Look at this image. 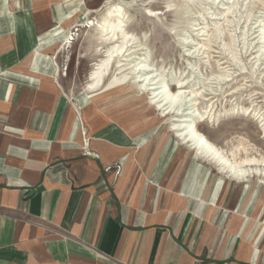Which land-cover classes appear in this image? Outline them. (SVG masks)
I'll use <instances>...</instances> for the list:
<instances>
[{"label":"crops","instance_id":"obj_1","mask_svg":"<svg viewBox=\"0 0 264 264\" xmlns=\"http://www.w3.org/2000/svg\"><path fill=\"white\" fill-rule=\"evenodd\" d=\"M87 12L0 0V264H264V181L67 91L63 36Z\"/></svg>","mask_w":264,"mask_h":264},{"label":"rangeland","instance_id":"obj_2","mask_svg":"<svg viewBox=\"0 0 264 264\" xmlns=\"http://www.w3.org/2000/svg\"><path fill=\"white\" fill-rule=\"evenodd\" d=\"M85 1L89 10L103 7L92 14L97 19L107 6L119 4L123 9L127 30L141 43L135 40L128 46L126 54L131 56L121 63L127 74L149 53L153 75L168 82L173 93L180 80L189 81L187 90L197 94L189 101L204 115L202 121H220L198 124L211 142L234 158H264V130L259 123L264 120V0ZM83 17L75 24L84 23L88 12ZM79 29L72 47L63 50L59 60L67 91L87 99L83 88L101 54L96 52V32ZM115 78L103 93H118L99 104L110 112L109 102L119 100L116 107L121 109L122 123L146 121L145 129L167 130L165 121H172L173 114L159 111L147 92L137 94L130 77L116 78L118 82ZM243 147L246 150L235 151Z\"/></svg>","mask_w":264,"mask_h":264},{"label":"bare ground","instance_id":"obj_3","mask_svg":"<svg viewBox=\"0 0 264 264\" xmlns=\"http://www.w3.org/2000/svg\"><path fill=\"white\" fill-rule=\"evenodd\" d=\"M132 1L137 2L136 0ZM102 8L103 7L97 10L90 9L88 12L89 17L85 19L84 23L73 25L69 29V32L63 36L64 39L62 40L61 45L63 50L71 48L75 41L76 32H79L80 27L95 31L97 34V37L95 38L96 41L93 40L96 43V52H99L101 55L93 61L94 63L92 64V68L86 79L87 82L83 88V91L87 94V98L92 100V103L93 101L99 103L100 99L105 100L109 98L108 100H111L113 97L112 95L118 92H103L109 86L112 78L116 77L120 80L123 79V77L128 76L133 81V86H135V89L138 91L137 94L142 91L147 92L149 96L147 99L151 104H154L159 111L163 114H173L171 118L172 121H165L167 124V130L170 133H175L176 136L186 144V146L191 147L197 157L209 164H213V167L225 177L235 180L246 179V181L248 178H256L264 181V158L256 159L257 157H246L245 159H239L231 157L230 154L217 147L199 130V123L207 122L210 125H216V123L220 121H202L204 115L199 112L197 105L193 103L190 104V101L196 99L195 96L197 94L195 90H187L189 89V81L180 80L176 86L177 92L173 93L169 88L168 82L162 80L159 75H153L154 71H152L153 69L149 63V53L141 62H139L138 65L134 67L131 66L132 68L128 70V74L126 73L127 70H124L125 65H122L121 63L123 61L126 62L125 57L131 56V54H126V52L130 51L128 46L131 42H134L136 38L127 30L125 15L119 4L107 6L105 8L106 10L100 15V18H93L92 14L94 15L95 13H98ZM82 18L84 19V17ZM76 28L78 29L76 30ZM86 43L91 44V41H86ZM137 44L141 45L138 41ZM103 49H105L104 52ZM127 62H129V65L132 63L130 60ZM113 66L116 69H114ZM63 71L64 70L61 72L63 73ZM116 78L115 80L118 82ZM100 92L103 94L96 100H93V97L99 95ZM190 96H192V100L189 101ZM68 99L69 107L77 110L70 95H68ZM117 101L119 100L109 102L111 104L110 111H114V107L117 111L116 113L121 110H117L119 108L116 107ZM105 112H109L108 106H106ZM120 114L118 113L115 116H121L122 114ZM113 118L114 116L111 117V119ZM200 119L201 121H199ZM121 121L124 120L122 119ZM259 123L264 130V120L259 121ZM244 150H246V147L235 151L240 153ZM239 153H235V155H238Z\"/></svg>","mask_w":264,"mask_h":264}]
</instances>
